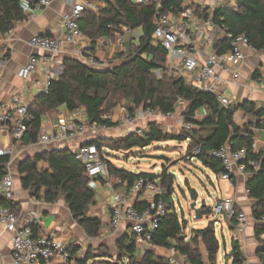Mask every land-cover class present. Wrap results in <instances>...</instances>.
<instances>
[{
	"label": "trees",
	"instance_id": "16d2710c",
	"mask_svg": "<svg viewBox=\"0 0 264 264\" xmlns=\"http://www.w3.org/2000/svg\"><path fill=\"white\" fill-rule=\"evenodd\" d=\"M102 1L103 8L97 12H83L79 21V29L82 35L91 41V49H94L99 39L113 36L122 28L141 30L137 44L127 43L123 53L118 55L123 60L105 69H92L76 59H64L63 71L50 82L47 93L40 92L28 106L32 119L27 124V131L18 147L37 144L43 117L57 113L61 106L68 112L83 110L90 125L111 128L113 124L104 119L105 113L120 100L130 102L127 109L129 114H134L140 109H153L162 114L174 113L177 105L182 102L186 104L183 119L192 125L190 130L183 129L179 134H170L152 122L141 135L135 132L117 140L98 137L87 144L95 146L109 175L118 178L126 188L131 187L139 178L159 179L162 194L156 199L163 201H168L173 193L174 179L170 174L165 170H162L160 176H156L117 169L109 162L106 151L145 150L153 144L164 142L186 143L188 155L216 176L223 168L221 162L210 155L211 152L225 144H230L232 151L244 149L243 163L251 174L245 187L249 197L255 202L251 217L259 221L264 217V153L254 152L253 131L261 129L260 119L264 117V110H258L255 104L248 101L223 107L211 94L198 91L169 74L166 68L167 52L160 42L153 39L154 5H135L130 0ZM160 2L163 11L181 10L182 0ZM189 8L198 16H212L217 25L225 26L234 35L244 36L256 51L264 49V0H229L212 10L199 6ZM24 20L25 16L19 10L18 0H0V34L9 32L15 23ZM201 110L205 112L204 116L196 118V114ZM238 111L252 115L255 120L237 127L233 119ZM9 160L8 156L0 157V181L7 175L6 165ZM40 162L45 163L47 168L39 167ZM251 163H258L259 168L254 170ZM17 172L22 189L28 192L30 197L51 204L63 199L85 235L91 239L100 237V218L88 215L89 209L95 205V194L89 187L90 179L84 166L74 158L70 150L58 149L27 158L19 164ZM139 197L134 203L137 210L147 206L145 202L138 200ZM0 202L17 215L13 202L4 198H0ZM201 209L202 216L210 214V208L201 206ZM31 228L36 234L37 229L33 226ZM185 228V222L175 213H168L153 232L150 245L175 251L188 264H217L220 245L214 223H209L203 229L193 230L190 238L182 240ZM254 233L260 244L257 256L264 264V241L260 240L264 234V225L259 223ZM115 246L124 261L122 264H170L164 258L156 256L153 251H146L138 257L135 239L129 233L119 238ZM103 248L105 246L99 247ZM93 250L90 247L82 257H76L77 250L69 248L75 264H109L106 252L94 254ZM226 259L231 264L245 262L241 249L234 240ZM98 260L106 262L100 263Z\"/></svg>",
	"mask_w": 264,
	"mask_h": 264
},
{
	"label": "built area",
	"instance_id": "2783aa9c",
	"mask_svg": "<svg viewBox=\"0 0 264 264\" xmlns=\"http://www.w3.org/2000/svg\"><path fill=\"white\" fill-rule=\"evenodd\" d=\"M135 5L152 4L155 6V29L153 39L160 42L167 52L166 68L176 80H183L188 86L214 96L223 107L230 106L225 97V87L239 80V65L244 61L246 52H256L244 36H237L229 32L223 25H217L212 16L201 17L193 12L182 0L179 12L162 10L160 0H130ZM229 0H219V7ZM52 0H18L20 12L26 19L32 18L39 10L48 8ZM69 10L62 17L64 32L62 36L36 35L31 37L27 45L33 51L42 52L40 56L31 54L22 66L19 76L27 80L40 75L34 85L40 92L47 93L50 82L63 71V60L66 56L75 54L82 39L79 21L83 12H97L99 6L91 0H66ZM205 8V7H203ZM130 28H122L114 34L115 43L124 48L126 39L132 34ZM223 42V43H219ZM6 48H4L5 50ZM264 53V49L259 51ZM84 54L79 51L77 54ZM1 62V60H0ZM82 64L92 69L103 68L104 60L93 56L82 59ZM264 75V67L262 69ZM175 113L162 114L153 109H140L138 113L124 112L122 120L130 125L135 119H172ZM32 119L28 113V106L20 97H13L6 103L0 104V126L11 131L12 145L0 146V157H11L17 149L18 143L27 131V124ZM104 119L113 121L112 116ZM73 122L59 120L56 128L50 132L40 128L37 143L41 145L66 144L80 138L86 129L95 130L96 124H88L84 111L73 112ZM76 123V124H75ZM184 130H190L192 125L183 121ZM144 130H138V135ZM74 158L80 162L91 181L103 180L110 189L109 203L110 224L114 232L118 231L123 220L129 223V234L135 239L138 254L150 245L153 232L159 222L168 213H175L173 202L156 199L162 194L159 179L149 180L139 178L131 187L109 175L106 165L100 160L93 145L82 143L71 151ZM196 154V153H194ZM213 158L222 164L223 171L215 177L219 181L231 183L235 174L248 179L250 173L243 163L245 150L232 151L230 144L211 152ZM254 170L258 163L250 164ZM7 166V165H6ZM153 194L141 210L134 207L136 198L143 194ZM247 194L248 191H247ZM13 181L9 175L0 181V198L13 200ZM35 199V198H33ZM213 206L210 213L217 215L229 223H235L239 230L247 224V215L238 210L231 198L212 199ZM258 222L264 225V217ZM0 226L12 235L13 264H75L69 246L64 242L48 235L33 233L31 226H21L18 215L0 202ZM83 250H77L76 257L83 256Z\"/></svg>",
	"mask_w": 264,
	"mask_h": 264
},
{
	"label": "crops",
	"instance_id": "0c3cea01",
	"mask_svg": "<svg viewBox=\"0 0 264 264\" xmlns=\"http://www.w3.org/2000/svg\"><path fill=\"white\" fill-rule=\"evenodd\" d=\"M95 2L99 9L104 7L102 0H91ZM185 5L205 7L210 10L216 8L220 4L219 0H184ZM69 10L66 0H52L48 8L39 10L32 18L17 22L13 28L5 33L0 34V104L8 102L13 97H20L23 103L30 106L40 93L34 85V81L41 78L40 75L33 76L27 80H23L19 76L20 69L27 62L31 54L40 56L42 52L33 51L28 45V40L36 35L45 36H62L64 32L62 17ZM140 30V29H138ZM141 36V30L139 31ZM83 36V35H82ZM132 43L137 44L132 41ZM4 48H6L4 50ZM83 51L84 54H77ZM124 48H119L114 39V35L110 37H102L99 39L94 49H91V41L83 36L78 44L75 54L66 56V58L76 59L82 62L87 56H93L97 59L104 60L103 68L113 59L123 53ZM264 67V53L246 52L244 61L239 65L238 72L240 74L237 82L229 83L225 87V97L229 99L230 105L239 104L244 101L255 104L258 110H264V75L262 69ZM256 73V76L253 75ZM116 112V110H115ZM205 112L201 110L196 114V118L204 116ZM115 116V115H114ZM73 112H68L64 106L57 109V113L47 115L42 119V126L46 131L54 130L59 120L72 121ZM234 124L242 127L246 122H253L255 117L245 115L238 111L234 115ZM76 124V123H75ZM261 129L254 130L253 149L254 152L264 153V117L260 119ZM99 136L98 130L86 129L80 138L66 144L59 145H27L17 147L10 157L7 164V175L13 181V204L16 205V213L18 215L19 224L21 226H33L37 229L38 234L48 235L57 240L64 242L69 247L76 250H83L102 244L116 243L124 234L129 233V223L123 220L118 231L114 232L110 224V189L105 181L97 180L89 183L90 189L95 194V205L89 211V216L98 217L102 226L109 225L110 229H102L100 237L96 239L88 238L81 227L72 217L69 208L63 199L57 202L45 203L43 200L33 199L28 192L24 191L20 184V176L17 172L19 164L27 159L33 158L43 152L64 149L72 151L73 148L82 143H88ZM12 145V137L10 131L0 126V146L9 147ZM39 167L47 168L43 162L39 163ZM209 171V170H208ZM210 174H212L209 171ZM248 179L240 174H235L231 183L226 182V186L219 188L220 196L216 198H231L236 208L244 212L248 221L243 230L236 228L235 223L226 224L229 228V237L236 241L245 258L244 264H262L261 259L257 256V250L260 244L255 237V228L260 223L251 217V210L254 201L249 197L246 190V182ZM220 182H218L219 184ZM154 199L153 194H143L138 200L147 203ZM200 230V229H199ZM264 241V234L260 237ZM230 248L224 249V258L230 253ZM153 251L156 256L162 257L170 264H188L187 261L177 252L168 251L162 248L148 245L137 255L141 257L144 252ZM219 253V252H218ZM204 257L205 254L203 253ZM218 256V255H217ZM264 258V257H263ZM225 261V260H224ZM0 264H13L12 262V235L0 226ZM207 264V263H206ZM218 264V262H217ZM228 264L231 262L228 260Z\"/></svg>",
	"mask_w": 264,
	"mask_h": 264
},
{
	"label": "rangeland",
	"instance_id": "374dc122",
	"mask_svg": "<svg viewBox=\"0 0 264 264\" xmlns=\"http://www.w3.org/2000/svg\"><path fill=\"white\" fill-rule=\"evenodd\" d=\"M139 31L138 29L134 30L127 37L124 48L129 42L134 41L137 43L140 34ZM122 60L123 58L121 59L117 55L105 68L119 64ZM129 107V101L120 100L116 106L108 110L105 116L113 117V121H111L113 126L111 128L97 127L96 130H98L99 136L117 140L135 133L138 130H146L147 125L152 122L157 123L161 130L166 133L179 134L183 131L182 125L184 119L182 114L185 111V103L183 104L181 102L177 105L172 119H135L130 125L122 120L124 112H127ZM88 129L91 130V128ZM106 156L115 168L123 169L134 174L145 173L160 176L162 170L170 174L174 180L172 185L173 193L168 201L172 200L175 214L182 222H185L186 228L183 231V236H186L185 239H188L192 235L191 232L193 230L203 229L209 223H214L216 237L220 245L217 262L218 264H224V249H229L231 243L229 228L224 219L212 213L203 215L200 220L195 221L194 214L189 208V192L190 190H194L197 193V208L201 206L210 208L213 206L212 199L220 196L218 189L227 184L226 182L219 181L207 169L202 167L200 163L192 159L187 153L186 143L164 142L153 144L145 150L106 151ZM218 182L220 183L218 184ZM102 229L108 230L110 226L103 225ZM115 245L116 243H109L108 245L101 243L93 248V252L94 254H103L106 252L108 254L107 262L109 264H122L124 261L121 260ZM100 246H105V248L99 249ZM98 262L106 261L98 260Z\"/></svg>",
	"mask_w": 264,
	"mask_h": 264
},
{
	"label": "water",
	"instance_id": "95a60500",
	"mask_svg": "<svg viewBox=\"0 0 264 264\" xmlns=\"http://www.w3.org/2000/svg\"><path fill=\"white\" fill-rule=\"evenodd\" d=\"M198 195L194 190H190L189 192V200H190V210L194 214V220L198 221L202 218V209L196 207ZM186 236H182L181 239L184 240ZM224 264H228V259H225Z\"/></svg>",
	"mask_w": 264,
	"mask_h": 264
}]
</instances>
